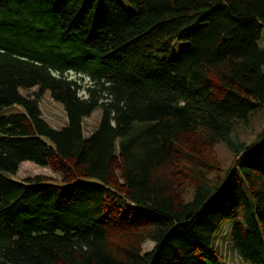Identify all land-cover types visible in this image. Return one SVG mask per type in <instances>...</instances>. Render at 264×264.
I'll use <instances>...</instances> for the list:
<instances>
[{"label":"trees","instance_id":"obj_1","mask_svg":"<svg viewBox=\"0 0 264 264\" xmlns=\"http://www.w3.org/2000/svg\"><path fill=\"white\" fill-rule=\"evenodd\" d=\"M129 1L0 0V264H225L226 222L264 264V128L234 137L264 112V0ZM218 143L235 166L212 180ZM23 161L60 178L8 177Z\"/></svg>","mask_w":264,"mask_h":264},{"label":"rangeland","instance_id":"obj_2","mask_svg":"<svg viewBox=\"0 0 264 264\" xmlns=\"http://www.w3.org/2000/svg\"><path fill=\"white\" fill-rule=\"evenodd\" d=\"M127 9H132L129 0H118ZM260 47L264 50V27L262 29L261 38L259 40ZM176 52V51H175ZM68 77L74 78L75 75L69 72ZM85 81V80H84ZM81 82V83H84ZM37 88L21 91L23 96L34 97V93ZM79 95H84L82 90L79 91ZM39 107L41 110L42 118L54 128H61L66 123V117L62 107L54 102L47 94H44L39 99ZM22 109L17 106H9L4 109L5 113L9 112H21ZM100 118V110L93 111L88 117L84 118L83 130L84 134H89L95 129ZM264 128V112L262 110L254 112L246 125H237L234 132V137L238 141L245 142L246 144L251 143L260 131ZM205 157L212 164L210 168L209 176L212 180H217L225 175V171L232 166H235V157L233 152L223 143H218L208 149L205 153ZM35 175L45 176L53 180H59L60 175L53 171L49 166H38L30 161H23L17 168L15 174H7L12 179H23L25 177H31ZM229 222L224 224L223 229L218 235H216L215 242L222 260L225 264H243L238 254L232 249L231 242L228 237L227 225ZM153 246L152 242H146L143 245V250L147 251Z\"/></svg>","mask_w":264,"mask_h":264}]
</instances>
